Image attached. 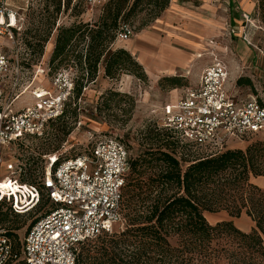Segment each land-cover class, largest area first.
<instances>
[{
  "label": "built area",
  "instance_id": "2783aa9c",
  "mask_svg": "<svg viewBox=\"0 0 264 264\" xmlns=\"http://www.w3.org/2000/svg\"><path fill=\"white\" fill-rule=\"evenodd\" d=\"M83 2L94 7L108 0ZM24 22L21 10L11 6L10 0H0V36L14 42ZM133 35V27L122 23L115 40L127 41ZM87 40L81 44L83 52ZM11 71H24L18 53L14 60L0 53V204L20 214L38 205L44 193L51 207L28 227L20 260L23 264H76L82 243L111 233L113 225L123 221L120 202L129 171L127 147L116 137L103 136L74 157H50L41 189L21 183V166L11 162V148L27 136L41 137L48 123L64 114L73 98L77 72L72 65L56 71L48 88L32 90V103L13 112L16 95L2 98L3 80ZM227 75L225 65L214 60L202 70L196 86L186 89L175 104L163 107L160 125L190 154L204 151L213 156L232 143L264 134V102L251 97L234 103L225 87ZM17 259L8 232L0 227V264Z\"/></svg>",
  "mask_w": 264,
  "mask_h": 264
},
{
  "label": "trees",
  "instance_id": "16d2710c",
  "mask_svg": "<svg viewBox=\"0 0 264 264\" xmlns=\"http://www.w3.org/2000/svg\"><path fill=\"white\" fill-rule=\"evenodd\" d=\"M54 1L55 12L59 13L61 0ZM168 5L169 0H108L101 6L103 14L96 24H58L49 64L65 62L54 73L75 66L80 76L76 74L74 100L94 80L99 66H103L104 76L109 79L130 74L146 81L142 66L126 50H111L109 44L115 40L121 19L144 13L139 27L143 28L159 18ZM48 38L45 36L40 45L47 44ZM86 38L83 52L81 44ZM163 82V88L181 86L178 78H164ZM164 131L163 135L153 134L164 144L152 145L129 159L120 202L124 229L109 244L79 248L76 264H145L157 258L160 264H177L178 260L190 263L193 251L208 257L209 262L215 257L213 243L226 236L239 239L249 249L264 251V188L250 182V177L264 176V142L256 141L244 151L228 148L189 161L188 150L171 132ZM36 186L41 189L40 184ZM219 211H225L230 218H239L244 212L254 222V228L244 233L232 221L208 223L204 213ZM8 235L11 236L9 232ZM171 238H176L178 246L187 249L190 256L184 260L183 256L174 255L178 248L171 246Z\"/></svg>",
  "mask_w": 264,
  "mask_h": 264
},
{
  "label": "rangeland",
  "instance_id": "374dc122",
  "mask_svg": "<svg viewBox=\"0 0 264 264\" xmlns=\"http://www.w3.org/2000/svg\"><path fill=\"white\" fill-rule=\"evenodd\" d=\"M10 4L21 10V13L25 16V22L20 34L15 36L14 42L5 35L0 36V53L5 54L11 60H14L15 53H18V61L24 67V72L22 75L23 83L19 89L17 88V94L22 93V97H30L32 90L48 88L54 71L65 64L63 62L60 65H57V63L50 65L51 54L46 55L50 48L48 47L49 42L52 45V41H55L58 24L59 26L68 27L79 22H86L87 17L92 18V21L88 22L90 25L96 24L103 14V7H91L84 4L82 0H61L60 12L56 13L54 0H10ZM249 4L251 5V3ZM255 4L254 8L251 5V8L246 9L254 19L251 25L252 32L247 37H249L253 46L264 52V0H257ZM236 11L237 8L233 12L238 17L239 14ZM144 19V13H139L126 18V20L121 19L120 24L130 23L135 29L132 38L135 39L138 33L149 30L154 23L139 28ZM53 21L54 25L52 26ZM222 25L221 28L226 31V37L229 38L227 36V25L223 22ZM47 35H49L47 44L41 46L40 41ZM222 39L221 42H217L211 52L220 59H230L234 55L235 61H240V43L232 38L229 40V46H225ZM124 44L113 40L109 44V48L117 50L120 47L116 48V46H121L127 51ZM250 49L254 55L261 57L257 50L252 47ZM132 58L135 60L133 56ZM240 69V76H255L250 73L252 68L249 69L247 66L240 65ZM77 75L80 76L78 72ZM96 77L97 75L86 86V89L82 90L79 99L75 98L74 100L72 98L68 102L65 113L61 118L48 123L41 137L27 136L11 148L9 152L11 162L15 167L21 166V172L19 173L21 181L39 185L50 157L55 156V154H59L60 159L69 156L74 157L90 148L96 140L103 136H112L122 140L127 147L130 160L136 158L140 152L152 145L156 147L159 144H164L165 141H158L154 138L153 134L163 135L165 129L153 117L152 111L161 103L167 101L169 98L168 93L172 91L171 86L168 85L163 88L165 84L163 79L157 83H152L148 78L146 81H142L134 75L120 74L116 79L105 77L104 81L107 82V85L102 89L95 82ZM14 78L15 72L12 71L10 76L5 79V85L8 87V83ZM255 81V87L245 85L244 88H241L242 94L245 95L244 98L257 95L260 100H264V80L255 78ZM182 84H185L184 81H182ZM7 87L4 88L3 96L11 90ZM180 88L182 87L175 89ZM116 94L118 95L116 96ZM121 96H127L129 99L121 98ZM120 99H122L121 102H119ZM23 100L21 99L15 104V107L20 106ZM256 141L264 142V134L252 136L248 140L238 143V145L230 146L229 149L244 151L248 145ZM191 155L188 157L189 161L206 156V153L198 151ZM50 207V202L44 193H42L38 205L20 214H15L8 205L0 204V227L11 234L10 238L18 256L13 264H23L20 255L25 233L30 224ZM123 224L124 221L121 224H114L111 233L102 234L98 238L84 242L80 250L82 247L101 243L109 244L115 234L122 232L124 229ZM170 244L178 248L174 255L183 256L184 260L186 256H190L187 255L189 254L187 249L178 246L176 238H171ZM211 249L214 250L215 257L209 262L207 261L208 257L204 258L203 254L198 255L197 252L193 251L191 252L194 256L193 261L190 263L182 261L180 263L178 260L177 264H208L210 262H213V264H264V251H258L255 248L249 249L244 242L232 237L226 236L216 240ZM158 260L157 258L153 262L151 260L145 264H160ZM167 261L168 259L165 263Z\"/></svg>",
  "mask_w": 264,
  "mask_h": 264
},
{
  "label": "crops",
  "instance_id": "0c3cea01",
  "mask_svg": "<svg viewBox=\"0 0 264 264\" xmlns=\"http://www.w3.org/2000/svg\"><path fill=\"white\" fill-rule=\"evenodd\" d=\"M248 2L254 8L257 0H169L168 7L154 21L149 30L138 33L135 39H132L133 35L127 41L116 40L119 43H125L127 52L142 66L144 73L152 83H157L164 78L183 79L180 80V87L182 88H173L168 93L167 101L152 111L156 120L161 119L165 105L175 104L186 89L198 84L202 70L214 60L221 61L227 69L225 87L234 103L241 104L251 97L264 102L257 95L244 98L245 95L243 96L241 90L245 85L255 87V78L264 80V52L253 46L247 37L252 32L251 25L254 21L251 13L246 10L251 8ZM235 8H237L238 17L233 12ZM91 21V17L86 18V22ZM222 22L227 25L229 38L226 37V31L221 28V26L223 27ZM221 38H223L222 43L225 46H229V40L232 38L240 43V61H235L234 55L232 56L233 59H220L211 52L217 42H221ZM53 47L54 42L52 41L46 55L52 53ZM250 47L257 50L261 57L254 55ZM116 48L123 49L121 46H116ZM240 65L247 66L249 69L252 68L250 73L255 76H240ZM249 65L251 66L249 67ZM23 72L15 73V78L8 83V87L5 85V79L11 73L3 80V101L7 100L11 94L16 95L12 105L13 112H17L32 103L31 95L30 97H22V93L17 94V90L23 83ZM104 78L103 66H99L95 82L101 88L107 85ZM182 81L185 84H182ZM6 87L11 90L3 96ZM19 97L21 98L19 99ZM21 99H24L20 103L21 105L15 107V104ZM232 145H238V143H232ZM250 182L259 188H264V176L250 177ZM204 217L212 225L222 221H232L235 227L244 233H249L254 228V222L244 212L239 218H230L223 211L204 213Z\"/></svg>",
  "mask_w": 264,
  "mask_h": 264
},
{
  "label": "bare ground",
  "instance_id": "6f19581e",
  "mask_svg": "<svg viewBox=\"0 0 264 264\" xmlns=\"http://www.w3.org/2000/svg\"><path fill=\"white\" fill-rule=\"evenodd\" d=\"M50 46H51V43L49 42L48 47H50ZM12 189H13V191H15V188L12 187Z\"/></svg>",
  "mask_w": 264,
  "mask_h": 264
}]
</instances>
